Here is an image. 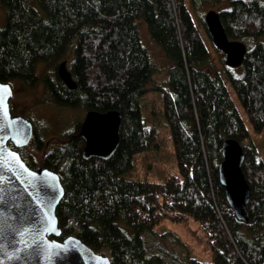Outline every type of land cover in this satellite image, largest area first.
<instances>
[{
	"label": "trees",
	"instance_id": "1",
	"mask_svg": "<svg viewBox=\"0 0 264 264\" xmlns=\"http://www.w3.org/2000/svg\"><path fill=\"white\" fill-rule=\"evenodd\" d=\"M201 1L35 0L40 11L28 0H0L6 12L0 29L1 83L36 87L42 81L39 66H59L73 53L69 69L77 90L57 73L45 80L49 100L60 107L124 114L121 145L111 160L86 161L79 129L46 154L43 167L58 173L66 189L57 210L63 232L58 240L78 237L97 253L109 252L112 264H154L143 236L165 222L195 220L212 261L175 259L174 264H264V160L254 138L264 141V43L248 48L243 75L229 67L224 75L210 71L211 54L191 12ZM220 14L231 40L264 37V2L232 0ZM139 22L171 64L164 90L152 86L155 66ZM151 90L163 93L180 169L164 183L126 177L136 157L158 145L159 131L148 124L141 103ZM228 138L245 150L248 224L237 219L220 181ZM30 146L42 150L43 139L36 135Z\"/></svg>",
	"mask_w": 264,
	"mask_h": 264
},
{
	"label": "water",
	"instance_id": "2",
	"mask_svg": "<svg viewBox=\"0 0 264 264\" xmlns=\"http://www.w3.org/2000/svg\"><path fill=\"white\" fill-rule=\"evenodd\" d=\"M205 24L217 49L227 56V67H242L249 49L245 43L230 39L221 14L211 10ZM58 74L70 90H77L66 61L59 65ZM13 98L12 86L0 82V264H112L109 257L98 254L78 237L58 240L63 232L57 210L66 189L58 173L33 170L19 152L9 147L12 142L17 148H25L35 136L29 119L13 115ZM123 119L122 111H87L79 128V136L86 144V161H109L116 155ZM245 161L243 145L226 139L220 181L237 219L248 224L251 188L243 171Z\"/></svg>",
	"mask_w": 264,
	"mask_h": 264
},
{
	"label": "rangeland",
	"instance_id": "3",
	"mask_svg": "<svg viewBox=\"0 0 264 264\" xmlns=\"http://www.w3.org/2000/svg\"><path fill=\"white\" fill-rule=\"evenodd\" d=\"M232 0H222L215 4L213 0H203L198 3L196 8L191 9L194 21L200 29V34L206 42L211 57L207 69L213 68L214 72L220 71L224 75L226 71L227 56L220 52L209 36L205 24V17L211 11L222 12L231 8ZM252 1V0H250ZM264 2V0H259ZM30 5L35 4V8L41 7L35 0H28ZM42 10V9H41ZM40 10V11H41ZM142 40L150 53V57L155 66V75L152 86H160L162 90L166 89V81L171 70V64L168 61L163 50L152 40L148 27L144 22H139ZM6 26V12L0 5V29ZM249 49L253 48L258 42L264 43V37L259 39L242 40ZM68 68L74 60L73 53L66 59ZM61 62V61H60ZM58 65H41L39 74L41 77H56ZM239 75L244 74V68L235 69ZM20 81L14 82L16 97L13 98L12 105L14 114L24 116L32 121L35 127L36 135L43 139L42 150H37L30 145L24 151L28 161L33 166H42L47 153L60 146L62 139L71 131L78 130L85 120L87 111L83 108L60 107L49 100V93L41 82L38 86L19 85ZM17 86V87H16ZM232 95L240 114L243 117L247 127L252 130V125L248 114L241 106L236 92L231 87ZM163 93L157 90H151L144 98L142 103L143 115L148 124L155 126L159 131L158 145L149 152L138 155L135 159L134 169L126 175L130 180L150 181L154 183H164L171 174L179 175L180 169L177 163L175 142L171 128L164 114ZM12 109V108H11ZM255 144L259 151V158L264 160V141L256 136ZM199 222L192 220L190 224H177L165 222L157 227L154 233H146L143 236L148 257L153 259L154 264H174L175 259L188 262L195 259L200 262H211L212 256L207 249V245L202 240L203 232ZM110 256L109 252L105 253Z\"/></svg>",
	"mask_w": 264,
	"mask_h": 264
},
{
	"label": "flooded vegetation",
	"instance_id": "4",
	"mask_svg": "<svg viewBox=\"0 0 264 264\" xmlns=\"http://www.w3.org/2000/svg\"><path fill=\"white\" fill-rule=\"evenodd\" d=\"M63 61H61L60 62V64L62 63ZM59 64V65H60ZM58 68H59V66H58ZM58 68H57V73H58ZM59 75V74H58ZM46 75H43V77H42V81H41V85H43L44 87H45V89L48 91L49 90V88H48V86H47V84H46V82H45V80H46ZM20 83V82H19ZM10 85L12 86V88H13V90H14V97H16V89H15V83L14 82H12V83H10ZM19 85H25L24 83H22L21 82V84H19ZM17 87V86H16ZM13 101V100H12ZM12 101H11V110H12V113H13V115L14 116H16V114H14V111H13V105H12ZM17 116H20V115H17ZM31 121V120H30ZM32 122V121H31ZM35 136H36V131H35ZM34 136V137H35ZM30 145V144H29ZM9 147L11 148V149H13L14 151H17V152H19L20 154H21V156H22V158L24 159V161L28 164V166L30 165V167H31V164L29 163V161H28V157L26 156V155H24V151H26L27 150V148H28V146L27 147H25V148H17L12 142H10V144H9ZM33 170H39V169H46V168H44L43 167V165L42 166H34V167H31ZM98 254H100V253H98ZM106 256V255H105ZM108 257V256H107Z\"/></svg>",
	"mask_w": 264,
	"mask_h": 264
},
{
	"label": "bare ground",
	"instance_id": "5",
	"mask_svg": "<svg viewBox=\"0 0 264 264\" xmlns=\"http://www.w3.org/2000/svg\"><path fill=\"white\" fill-rule=\"evenodd\" d=\"M210 36V35H209ZM213 41V40H212ZM244 43V42H243Z\"/></svg>",
	"mask_w": 264,
	"mask_h": 264
}]
</instances>
